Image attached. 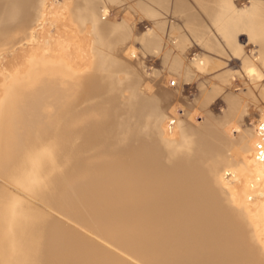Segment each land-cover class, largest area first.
Instances as JSON below:
<instances>
[{"label":"bare ground","instance_id":"6f19581e","mask_svg":"<svg viewBox=\"0 0 264 264\" xmlns=\"http://www.w3.org/2000/svg\"><path fill=\"white\" fill-rule=\"evenodd\" d=\"M38 1L0 0L1 38L14 22L26 23ZM75 5L78 19L92 22V39L84 52L74 48L69 60L76 86L69 108L75 113L71 120L64 115L73 127L54 128L23 144L12 139L16 127L31 118L29 105L63 98L58 84L43 83L29 108H10L16 111L7 117L0 112V137L8 146L0 169L52 188L62 158L71 154L73 189L61 196L66 211L139 264H264V150L246 136L250 114L264 98V0ZM34 28L22 41H35L41 27ZM22 30L20 38L14 34L17 39ZM52 52L31 56L22 72L30 78L37 70L67 72L65 60ZM173 75L182 80L180 87L160 84L175 80ZM220 97L225 105L216 112ZM228 168L238 176L227 182ZM44 217L0 186V264H129L60 222L49 226L42 246Z\"/></svg>","mask_w":264,"mask_h":264},{"label":"rangeland","instance_id":"374dc122","mask_svg":"<svg viewBox=\"0 0 264 264\" xmlns=\"http://www.w3.org/2000/svg\"><path fill=\"white\" fill-rule=\"evenodd\" d=\"M75 1L77 2V0H49L48 2H47V0H39L38 1V6L35 9V12H34L35 14L34 15H40V12H41V15L45 16L46 14H44V13H46V12H43V11H44V9L46 7H49L47 10L51 11V13L50 14L47 13V16L49 18L46 17V16L44 18H42L41 15L38 17L37 24L34 27H36V28L41 27V28L39 30L38 29L36 30V32H38V33L34 32V35L35 34H37V35H36L35 41L33 43H31V42L29 43L28 41H25V42L22 41L21 42L22 44L20 45V41L21 40L18 41V39L14 35V34H16L18 36V38H20L19 37V36H21L20 33L23 31L22 28L27 29L24 26V24H26L25 22H19V23H16V25H15V22H14V24H12L13 27H11V29H9L10 31L9 30H5L4 33L2 34V36H3L2 38L3 39L1 38V35H0V112L3 110L2 114H4V116H6V115L10 116V115L14 114V113L12 114L10 112H15L16 111V110L15 111H10V110L21 109V108L24 109L25 107L29 108V106H30L29 110H31V115H32L31 118L29 119V121H26L25 124L16 127V130H15L16 134L15 135H13L15 133V131H13L11 133L12 134L11 137L14 136V138H12V139L15 140V138H16V142L18 140V142L20 144H23L27 140L31 141V140L36 139V138L38 139L39 137L41 138L42 135L50 134L52 132V130L54 131V128L57 129L58 127H62V126H63L62 128L73 127V123H72L73 120L71 122H70V120H71V118L74 119L75 110H74V108H69V106L71 105V103L73 101V99H70V98L72 97V95H73V98H74V94L75 93H73V91H74L76 86H72V81L75 82V79L73 78L74 77L73 76L74 75L73 74L74 71H72V67H71L70 63H73V60H74V58H73L74 53H75L74 48H76L77 50L79 49L78 52L82 53V52H84L87 49V47H88L87 44H89V42L92 39V35L90 34V31H89L90 26H88V25H91L92 22L90 20H87V22L83 23V21L80 20V18L78 19L77 11H76L77 8H76V5H75L76 2ZM40 3L43 4V5L41 4V7H39ZM45 4H46V6H45ZM50 4H51V6H49ZM56 5H58V6H56ZM40 8H41V10H40ZM74 11H76V12H74ZM75 13H76V15H75ZM42 19H44L43 21H47L49 23V26L47 25L48 24L47 22H43V24H40L39 22L40 21L42 22ZM49 19H51V20L49 21ZM87 23H88V25H87ZM45 26H46V28H45ZM18 28H19V30L21 32L19 30H16ZM73 30H76L77 32L73 31ZM11 31H12V33L14 31H17V32H14L13 35H12L13 37H15L14 40H12L13 37L10 35L12 33H9ZM47 31H48V33H47ZM5 32H6V34H5ZM4 35H7L8 37L6 38V36H4ZM90 35H91V37H90ZM60 36H62V37H60ZM77 38H78V40L80 42L76 41ZM73 39L75 40V42L77 44H74L75 42H74ZM10 41H11V44H14L15 42L18 41L19 42L18 44H19L20 47L18 46V44L17 45H15V44L11 45ZM23 42L25 44H23ZM59 42H60V44L62 42L64 45L63 46L62 45H58ZM83 42L84 43L87 42V43L84 44ZM33 44H36V45H33ZM54 44H55V46H54ZM78 44H79L80 48H78ZM51 45L54 46L53 47L54 49L52 48ZM74 45H75V47H74ZM82 45L83 46L85 45L84 48H83ZM59 46H61V48L58 50ZM44 47L46 48V51H48V52L50 51L51 48L52 49H51L50 52H52V50L53 51L56 50L55 51L56 53L52 52V53H55V54H53L54 56H56L58 54V52H59L60 59L63 60V61L65 60L64 63L66 62L65 64L64 63H62V64L65 65V68L67 67L66 68L67 72H60V73L56 72V73H58V74H56L57 76H59V74H61V76H64V77H59L58 78L54 74V72H51L52 73V75H51L50 71H48L50 74L49 73L47 74L46 73L47 71L46 72L42 71V73H44V74L36 73L39 70L32 71V75H34L33 72H35V74H36V75H34L32 77L33 78V82H32L31 81L32 78H30L31 75L30 74L28 75V73H30V72H28V73L24 72V71L22 72V68L25 69L27 67V64H29V61L32 59L33 56H34L33 58L35 59V56H39L40 54L41 55L42 54L43 55L44 54L45 55H47V54L49 55L50 52L46 53L44 51ZM48 47H50V48H48ZM2 48H3V50H1ZM19 48H21V49H19ZM24 49H26V50H24ZM47 49H49V50H47ZM82 50H84V51H82ZM60 51H61V53H60ZM63 51H66V52L68 51V52L64 53ZM172 54H174V51H173ZM50 55H52V54H50ZM62 57L67 58L68 62L66 61V59H62ZM71 58H72V60H71ZM28 59H30V60L27 62ZM69 60H70V63H69ZM32 61L34 62V60H32ZM32 61L30 63H33ZM12 63H14V64H12ZM19 67L21 69H19ZM16 68H18L19 71H17ZM63 73H68L69 75L63 74ZM70 75L72 77H70ZM23 76H24V79H22ZM19 78H21V79H19ZM71 78L74 79V80H71ZM174 78H175V80H172L170 82L168 81L167 83L163 79V80L160 81V84L163 85V86L165 85V87H172L173 83L175 82L176 85H178V87H180L182 85L181 84L182 80L181 79L178 80L177 76H174ZM18 80H20V81H18ZM28 80H30V81H28ZM176 81H178V82H176ZM13 82H16L17 84L14 83V85H17L19 87H17V86H15V88L11 87ZM20 82L21 83L23 82V83L21 84ZM164 82H165V84H164ZM18 83H20V84L18 85ZM43 83L46 86L48 84H51V86L52 85L54 86V85L58 84L59 88H57V86H55V88L58 89V92L61 91V92L65 93V94L63 93V95H64L63 98L60 97V99L58 98L57 101H55L58 106L54 105L55 102L53 103L52 101H49V99H47L46 101L44 100V102L42 101L40 104L38 103L39 106L36 105V106H38V108H36V106L33 107V108L31 107V105L28 106V104L31 103V101L33 102L34 101L33 99H35L36 96H37L36 92L38 90L36 88L40 87V86L42 87ZM20 85L21 86L23 85V86L21 87ZM74 85H76V83H74ZM183 85H186V83L183 82ZM46 86H44V88ZM48 86H50V85H48ZM10 87L13 88V89H11ZM41 87L39 88V90L43 88V87L42 88ZM10 89L13 90V91H10ZM71 90H73V91H71ZM188 94L191 95V92L189 90H188ZM27 95L29 96V98L30 97L31 98L28 99ZM235 95H237V94H235ZM14 96H16V97H14ZM65 97L68 98V99L64 100ZM7 99H9V100H7ZM218 99L220 100V104H218L216 106V108H213L214 111H216V112H219V109H220L221 105H225L224 101H223V98L220 97ZM263 99H262V101H263ZM58 100H60V101H58ZM68 100H71V101L69 102ZM7 101L9 102V104H8ZM11 101H12V104H14V105H11ZM28 101H29V103H28ZM262 101H261L259 109H258L257 105H255V108L253 109V112L254 111L256 112V109H258L256 114H254V115H252L253 113L250 114V120L247 122V124H248L247 127L248 128L246 127L247 129L250 128L248 130L250 133L247 131L249 134H247L246 136H248V138L250 139L251 143L255 144L254 146H256L258 149L264 150V127H261L262 125H264V120L260 121V118H259L260 113H262L261 111L263 109V108H261V106L263 105ZM68 102H69V104H68ZM65 103L68 104V105H66ZM65 105H66V107L68 109H70V110L73 109L72 110L73 113H71L70 110H68L65 107ZM72 106H73V104H72ZM31 108L34 109V110H32ZM35 108H36V110H35ZM3 112H5L7 114H5ZM64 114H66V116H68V119H70V120H68L67 117ZM61 116L63 117L64 121H61V118H62ZM57 119L58 120L60 119V121H58ZM197 120L198 121H202V118H197ZM253 120H255V121H253ZM202 124H206V122H204V120H203ZM257 126H259L258 129H256ZM170 127H171V125H170ZM3 133H4V131L2 129H0V136H2ZM7 139H8V136L6 137V140ZM7 148H8V146L6 145V141L1 139V137H0V154L3 153ZM49 156H50V152L46 151L45 154H44V157L48 158ZM62 160H63L62 161L63 165L62 164H61L62 166L60 165L61 168L58 170V176H56V178H57L56 180L58 182H57V184L55 183V185L52 188H50V187L44 188V187H39V186L36 187L33 184L34 181L31 180L30 178H28L26 176H22V175L13 174L11 172L9 173L7 171L5 172V170H3V169H0V186L3 187L10 195L14 196L17 200L19 199V200L24 201L25 203L29 204L31 207L35 208L37 211H39V212H41L42 214L45 215V217L41 220V222H42L43 225L46 226L47 234L45 232V236H44V240L42 242V246L46 245L49 226L52 223L60 222V223L64 224L65 226H67L68 228H71V230L73 232L75 231V232L79 233V235L82 236V237H83V235L89 236L87 234V232H88V233H90V235H94L95 239H99V242L101 241L100 243H102V245L104 244V245H107V247H111V248L113 247L115 249L116 247L114 245L109 244V242L104 240V238L101 237L102 238L101 239L100 237H98L99 235L95 234L93 229L89 228V230H88L87 228L89 226L86 227L87 225L85 226V224H83L84 226L82 225L83 226L82 227L80 222L78 221V219H75L76 217L73 219L72 218L73 215L70 214L69 212H67L68 210L66 211V209H65L66 208V206H65L66 203H65V201H63L64 199L62 200L61 196H63L64 194L66 195L67 193L72 191L71 189H73L72 188L73 187L72 184H74V182H73L74 181L73 180L74 179L73 178L74 167L72 166V156H71V154H69V153L65 154V156L62 158ZM235 168L238 169L239 166L235 165ZM236 169L235 170H232V168L226 169L227 173H226L225 179H226L227 182L229 181L230 177H231V179H234L235 176L236 177L238 176V174H237L238 171ZM9 171H11V170H9ZM232 184L233 183H230V185H232ZM70 185H72V187ZM69 187H71V188H69ZM227 187H228V185H227ZM67 188H69L68 191H67ZM60 201H63V202H60ZM59 203L64 204L63 205V206H65V207H63L64 208L63 209L64 212H62L63 211V210H61L62 206L60 207L59 205H61V204H59ZM14 204L18 205L19 203L14 202ZM67 208H68V206H67ZM52 215L55 216L59 220H57V219L55 220L52 217ZM69 219H71V220H69ZM77 221H78L79 224L76 223ZM71 222L73 224H75L76 226H78L82 231L78 227L73 225ZM84 227H86V228H84ZM83 230L86 233L83 232ZM91 230H93V231H91ZM84 238H86V237H84ZM116 249H118V248H116ZM118 250H120V249H118ZM107 252L109 254H111L109 251H107ZM121 254L124 255V252L121 251ZM124 257H125V259L128 262H130L132 264H139V263L136 262V260L134 261V260L130 259L129 257H127L126 255H124Z\"/></svg>","mask_w":264,"mask_h":264},{"label":"water","instance_id":"95a60500","mask_svg":"<svg viewBox=\"0 0 264 264\" xmlns=\"http://www.w3.org/2000/svg\"><path fill=\"white\" fill-rule=\"evenodd\" d=\"M38 17H39V15H34V13H32L31 14V16L29 17V19L26 21V24H24V26L27 28L25 31V33H24V35H23V38L21 37V41L22 40H25V39H27L28 38V36H29V32H30V30L37 24V20H38ZM18 40H20V39H18ZM15 45H17L18 44V42H16V43H14ZM14 44H12V45H14ZM59 216V215H58ZM52 217L56 220L57 218L55 217V216H53L52 215ZM57 220H59V219H57ZM66 220V219H65ZM61 221V220H60ZM62 222V221H61ZM70 222V221H69ZM72 223V222H71ZM73 224V223H72ZM73 225H75V224H73ZM76 226V225H75ZM76 227H78V226H76ZM79 228V227H78ZM80 229V228H79ZM81 230V229H80ZM82 231V230H81ZM83 232H85L84 230H83ZM86 233V232H85ZM87 234L89 235V236H86V235H83V237H86V238H88V240H91L92 242H94L95 244H97V245H99L100 247H103L105 250H107V251H109L111 254H113V255H115V256H117L119 259H121V260H123V261H125V262H127V263H130V262H128L126 259H125V257H124V255H122L121 254V251L120 250H118V249H114L113 247L111 248V247H107V245H102V243H100L99 242V239H95V237H94V235H90V233H88L87 232ZM82 235V234H81ZM98 240V241H97ZM118 250V251H117ZM130 264H132V263H130Z\"/></svg>","mask_w":264,"mask_h":264},{"label":"snow or ice","instance_id":"6c2138e0","mask_svg":"<svg viewBox=\"0 0 264 264\" xmlns=\"http://www.w3.org/2000/svg\"><path fill=\"white\" fill-rule=\"evenodd\" d=\"M261 127H264V125H262ZM261 159H264V156H261Z\"/></svg>","mask_w":264,"mask_h":264}]
</instances>
